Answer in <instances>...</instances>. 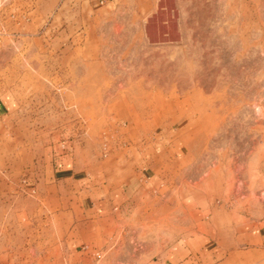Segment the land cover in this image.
<instances>
[{"label": "rangeland", "instance_id": "obj_1", "mask_svg": "<svg viewBox=\"0 0 264 264\" xmlns=\"http://www.w3.org/2000/svg\"><path fill=\"white\" fill-rule=\"evenodd\" d=\"M0 94V264H264V0H0Z\"/></svg>", "mask_w": 264, "mask_h": 264}, {"label": "crops", "instance_id": "obj_2", "mask_svg": "<svg viewBox=\"0 0 264 264\" xmlns=\"http://www.w3.org/2000/svg\"><path fill=\"white\" fill-rule=\"evenodd\" d=\"M11 107L9 105L8 99L5 98L4 95L0 94V116L10 113ZM250 241H254L255 249H263L264 248V225L256 227L252 233L249 235ZM253 244V243H252ZM258 244V245H257ZM260 245V247H258ZM163 264H182L181 261L176 259V256H172L170 261ZM187 264V263H186ZM188 264H192L188 261Z\"/></svg>", "mask_w": 264, "mask_h": 264}, {"label": "bare ground", "instance_id": "obj_3", "mask_svg": "<svg viewBox=\"0 0 264 264\" xmlns=\"http://www.w3.org/2000/svg\"><path fill=\"white\" fill-rule=\"evenodd\" d=\"M171 4V3H170ZM160 17V16H159ZM165 27V26H164ZM173 31V30H172Z\"/></svg>", "mask_w": 264, "mask_h": 264}]
</instances>
